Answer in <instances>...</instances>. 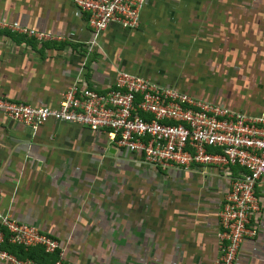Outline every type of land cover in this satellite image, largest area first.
<instances>
[{
    "label": "crops",
    "instance_id": "obj_1",
    "mask_svg": "<svg viewBox=\"0 0 264 264\" xmlns=\"http://www.w3.org/2000/svg\"><path fill=\"white\" fill-rule=\"evenodd\" d=\"M220 4L224 10L206 0H147L135 30L110 25L92 46L86 17L70 0H0V24L59 38L37 43L0 27V97L53 107L72 84L106 89L118 71L167 86L164 64L173 34L166 27L177 25L179 32L195 14V31L204 23L205 35L219 29L220 40L229 32L243 37L254 58L225 59L219 98L203 92L193 97L246 115L264 113V1H240L235 10ZM199 7L206 9L200 17ZM188 61L185 67L192 66ZM172 88L192 96L190 86ZM121 162L125 175H109L107 204L80 190V178L91 169ZM234 174L210 168L160 172L110 148L102 133L52 122L32 133L0 116V214L58 240L62 264H211L216 213ZM255 194L261 200L257 233L242 244L235 264H264V178ZM73 248L83 249V263L71 256Z\"/></svg>",
    "mask_w": 264,
    "mask_h": 264
},
{
    "label": "built area",
    "instance_id": "obj_2",
    "mask_svg": "<svg viewBox=\"0 0 264 264\" xmlns=\"http://www.w3.org/2000/svg\"><path fill=\"white\" fill-rule=\"evenodd\" d=\"M146 1L70 0L86 17L92 46L110 25L135 30ZM0 27L37 43L59 40L16 25ZM0 116L32 133L48 122L102 133L110 148L160 172L234 169L216 213V256L211 264H235L242 244L256 236L261 200L255 187L264 178V113L231 111L138 74L118 71L106 89L72 84L53 107L0 97ZM4 242L24 251L39 248L44 254L56 253L53 264H62L64 249L58 240L7 213L0 214V262L38 264L8 254L1 249Z\"/></svg>",
    "mask_w": 264,
    "mask_h": 264
},
{
    "label": "rangeland",
    "instance_id": "obj_3",
    "mask_svg": "<svg viewBox=\"0 0 264 264\" xmlns=\"http://www.w3.org/2000/svg\"><path fill=\"white\" fill-rule=\"evenodd\" d=\"M203 2L205 0H192ZM210 3H214L219 6L218 10L223 9V5L221 6L220 2L225 1L228 2L229 8L233 9L237 2L240 1L248 2V1H264V0H206ZM237 1V2H236ZM248 4V3H247ZM200 7H203L204 4H199ZM199 7V8H200ZM193 10V8H192ZM205 8H200L198 17H200ZM224 10V9H223ZM230 10V9H229ZM195 11H193L194 13ZM212 22L216 28L219 26V19L215 18L212 15ZM199 22L198 19H195V14H192V21L186 19V23L180 25V30L178 32L177 25H170L167 26L166 29L171 32L169 34H173L170 40V45L167 46L169 57L165 60L166 64L164 67L168 69V73L165 75V79L167 82V86L172 87L176 86L177 84H183L185 87L190 86L192 87V96L196 97V92H203L205 94L204 98H219L221 96V83L222 80L226 78V72L222 69L225 67V59L229 61L240 59L242 62H249V60L253 61V53H251L250 48L246 46L247 40L242 38H238L237 35L234 33H227L225 36L227 39H221V35L218 31L219 29L214 30L213 32L210 31L203 33L204 30V23L200 25L198 29L201 27V31H195L194 22ZM212 23H210L211 25ZM218 24V25H217ZM231 25V24H230ZM171 27L175 29L172 30ZM174 31H177L174 33ZM224 36V35H223ZM189 37V39H188ZM150 41V39H148ZM252 56V57H251ZM150 56L149 58H152ZM156 58L157 61H162L160 58ZM250 58V59H249ZM188 59L192 61V66L187 64L185 67L186 62L188 63ZM195 59L197 61H195ZM201 60V63L199 62ZM161 64V63H159ZM251 64V63H249ZM190 65V66H189ZM233 66V65H232ZM235 68V66H233ZM183 68V69H182ZM235 74V73H234ZM156 75H162V71H159ZM164 77V76H162ZM190 77V78H189ZM192 77V78H191ZM185 78V79H184ZM175 84V85H174ZM190 84V85H189ZM195 94V95H194ZM118 160H125L124 157H117ZM135 158V157H134ZM109 175L111 177L117 176L118 178L125 175V165L123 162L117 164V166H110L107 163H102L100 169L93 168L91 169V174L80 178V190L84 192H90L94 194L100 195L101 205L108 203L107 197L109 192ZM90 176V177H89ZM112 181V180H111ZM121 180H118L120 182ZM123 182V180L121 181ZM123 187V183H121ZM118 185V187L120 186ZM122 187L120 189H122ZM83 249L73 248L70 249L69 253H72L71 256L75 257L78 262H82L79 259L81 258V251ZM107 253V249H102ZM93 249H88L86 254L91 255ZM84 262V261H83ZM82 262V263H83Z\"/></svg>",
    "mask_w": 264,
    "mask_h": 264
},
{
    "label": "trees",
    "instance_id": "obj_4",
    "mask_svg": "<svg viewBox=\"0 0 264 264\" xmlns=\"http://www.w3.org/2000/svg\"><path fill=\"white\" fill-rule=\"evenodd\" d=\"M1 249L13 255L18 260L29 259L38 264H53L57 259V254H44L41 249L35 248L24 251L22 248L3 243Z\"/></svg>",
    "mask_w": 264,
    "mask_h": 264
}]
</instances>
